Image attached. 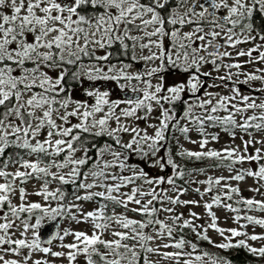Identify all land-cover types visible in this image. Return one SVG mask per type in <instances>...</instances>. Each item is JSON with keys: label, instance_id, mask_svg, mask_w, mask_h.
<instances>
[{"label": "snow or ice", "instance_id": "snow-or-ice-1", "mask_svg": "<svg viewBox=\"0 0 264 264\" xmlns=\"http://www.w3.org/2000/svg\"><path fill=\"white\" fill-rule=\"evenodd\" d=\"M257 14L264 0H0V264H232L200 242L264 258Z\"/></svg>", "mask_w": 264, "mask_h": 264}, {"label": "rangeland", "instance_id": "rangeland-1", "mask_svg": "<svg viewBox=\"0 0 264 264\" xmlns=\"http://www.w3.org/2000/svg\"><path fill=\"white\" fill-rule=\"evenodd\" d=\"M241 47H246V46H245V45H241ZM136 67H137V68H140V67H142V65L138 64V65H136ZM205 70H207V69H205ZM174 78H175V77H173V76H166V84H171V83L173 82V79H174ZM85 86H87V82L85 83ZM109 87L115 88L114 84H113V85H109ZM73 95H74V97L77 98V99H84V97L80 94V91H79V90H78L77 92H74ZM112 95H113V98H116V97L121 96V95H123V94L120 93L119 90H114L113 93H112ZM152 115H153V116H156V115H158V112H154ZM152 122L155 123V121H152ZM139 124H140V127H142V128L145 127V122H144V121H139ZM151 131H152V130L149 129V132H151ZM209 131L217 132V131H219V130L209 129ZM190 136H191V138H192L193 140L199 139L197 133H195V132H191V133H190ZM229 141H230L229 136H228L227 134L221 132V133H220V139H219V142H218V143H212V144H210L209 146H210V147H213V148H216V149H219V148H221L223 145L229 143ZM180 142L184 145L185 148H189V149H193V150H196V148H197L196 145H193V144H190V143H187L186 141H184L182 137L180 138ZM235 143H236V144H240V140L237 139V140L235 141ZM248 166H249V165H247V164L244 165V167H248ZM146 170H148V171H153V170H151V169H147V168H146ZM219 174H220L219 171L216 172V175H219ZM224 174L227 175L226 172H225ZM200 178L203 179V177H200ZM34 183H35V182H33V184H34ZM233 183L235 184L236 182H233ZM33 184H28V185H27V187H28V189H29L30 191L32 190ZM249 186H255V185H254V182H253V180H252L251 178H248V179H246V181L240 183V188H241V190H242V194H243V196H245V197H251V196L253 195V193L247 191V188H248ZM194 187H195V185H194ZM256 198L259 199L260 197L257 196ZM30 199L35 201V200H39L40 198L37 197V196H31ZM181 199H185V200H188V199H197V200H199L200 197H199L198 195H196L195 193H193V192H189V193L186 194L185 196L181 197ZM94 207H95V205H93V204H86V205H85V210L87 211V210H90V209H92V208H94ZM189 207L191 208L192 211H194V212H196V213H199L202 217L204 216V214H205V210H204L203 207H194V206L179 207V206H178L177 209H176V211H177L178 213H179V212H183L184 215H185V217H187ZM214 211L216 212L217 216L220 218L219 221H218V224H219L220 227H223V228H225V229H227V228L237 227V225L234 224V223L231 221V219H227V220L225 219L226 216H231V215H232L231 213H226L223 209H214ZM128 215H129V216H132L131 214H128ZM256 215H260V214H259V213H256ZM136 218H137V217H136ZM161 218H163V214L161 215ZM46 222H47V221H46ZM44 223H45V222H44ZM197 223H199V224H204V223H205V220H204V219H201V220L197 221ZM60 226H61V228H63V227L69 226V225H68V222H67V221H64V222L61 223ZM71 227L74 228V229L85 230V231H88V232L91 231V226H90V225H87V224H80V225H77V224H75V223H72V224H71ZM248 231L251 233V232L253 231V229L250 227V228L248 229ZM262 231H264V230L260 229L259 227H256V228H255V232H257V233H260V232H262ZM208 234H209V236H210L214 241H216L217 243L220 242L221 237H220L215 231H213V230H209ZM241 238H242V237H241ZM65 242H71V237L67 238ZM249 243H252V242H249ZM256 246L258 247V246H259V243H256ZM53 250H59V249L54 247ZM57 264H60V262L57 261Z\"/></svg>", "mask_w": 264, "mask_h": 264}, {"label": "trees", "instance_id": "trees-1", "mask_svg": "<svg viewBox=\"0 0 264 264\" xmlns=\"http://www.w3.org/2000/svg\"><path fill=\"white\" fill-rule=\"evenodd\" d=\"M253 23L261 28L264 29V17H261L259 14H257L254 18ZM219 130V129H215ZM173 152L176 151L175 143L172 144ZM203 164L200 162H190L188 163L189 168H196V167H202ZM117 211H120V209H117ZM133 215L132 213H128ZM139 218V217H137ZM188 232V230H186ZM188 238L189 239H195L194 235L188 232ZM201 247L207 250H210L212 252H218L220 256L228 258L232 264H264V258H257L255 256H252L248 254L243 249H232V250H218L213 248L211 245L207 244L206 242H200Z\"/></svg>", "mask_w": 264, "mask_h": 264}, {"label": "water", "instance_id": "water-1", "mask_svg": "<svg viewBox=\"0 0 264 264\" xmlns=\"http://www.w3.org/2000/svg\"><path fill=\"white\" fill-rule=\"evenodd\" d=\"M129 95H131V93H129ZM54 223L55 222H45L42 225V232L47 235L48 233L55 231Z\"/></svg>", "mask_w": 264, "mask_h": 264}]
</instances>
